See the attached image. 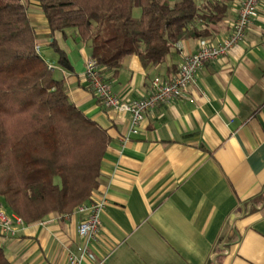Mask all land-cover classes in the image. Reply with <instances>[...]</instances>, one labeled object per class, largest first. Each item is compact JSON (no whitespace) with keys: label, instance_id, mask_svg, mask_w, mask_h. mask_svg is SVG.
I'll use <instances>...</instances> for the list:
<instances>
[{"label":"crops","instance_id":"obj_1","mask_svg":"<svg viewBox=\"0 0 264 264\" xmlns=\"http://www.w3.org/2000/svg\"><path fill=\"white\" fill-rule=\"evenodd\" d=\"M21 1L54 76L110 136L91 197L105 194L107 204L93 259L84 264H264V0L243 40L204 64L180 97L147 110L129 135V114L105 108L89 89V43L73 29L56 33L72 69L61 67L40 8ZM238 3L212 41L230 33ZM198 42L180 40L162 62L146 67L127 55L116 73L105 70L106 80L123 99L144 97L153 78L171 79ZM81 219L75 209L50 213L13 237L0 234V246L12 264H69L67 254L79 252Z\"/></svg>","mask_w":264,"mask_h":264},{"label":"trees","instance_id":"obj_2","mask_svg":"<svg viewBox=\"0 0 264 264\" xmlns=\"http://www.w3.org/2000/svg\"><path fill=\"white\" fill-rule=\"evenodd\" d=\"M234 1L33 0L61 67L72 69L54 35L73 29L103 72L114 73L127 55L146 67L180 40L212 38ZM36 39L27 5L0 0V204L26 224L70 214L90 200L110 141L108 130L70 100ZM0 264H12L1 246Z\"/></svg>","mask_w":264,"mask_h":264},{"label":"built area","instance_id":"obj_3","mask_svg":"<svg viewBox=\"0 0 264 264\" xmlns=\"http://www.w3.org/2000/svg\"><path fill=\"white\" fill-rule=\"evenodd\" d=\"M258 2L259 0H239L237 17L231 25L230 33L217 42L210 38L200 39L196 51L184 56L171 79H162L158 76L153 78L152 90L148 95L132 99L121 98L107 82L103 68L93 57H89L85 63L84 74L89 89L105 108L129 114L128 135L137 133L147 110L180 97L182 92L195 82L197 73L204 64L227 55L234 45L243 40L246 30L258 15ZM36 49L39 51L38 46ZM48 66L53 68L51 64ZM126 139L127 136L124 140ZM106 204V195L102 194L98 199L87 200L75 208L82 215L77 226L81 244L78 254H67L69 264H84L86 259H93L92 246L97 240L100 218ZM25 224L20 216L9 214L0 208V234L13 237L17 234L18 227ZM95 264H103V261Z\"/></svg>","mask_w":264,"mask_h":264},{"label":"rangeland","instance_id":"obj_4","mask_svg":"<svg viewBox=\"0 0 264 264\" xmlns=\"http://www.w3.org/2000/svg\"><path fill=\"white\" fill-rule=\"evenodd\" d=\"M170 1L173 2L174 0H170ZM139 13H140V9L139 8H136L134 10V15H139Z\"/></svg>","mask_w":264,"mask_h":264}]
</instances>
